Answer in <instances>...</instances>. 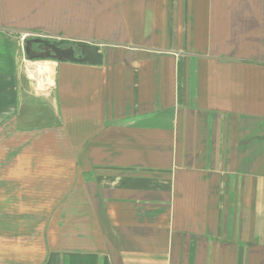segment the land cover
I'll use <instances>...</instances> for the list:
<instances>
[{"label": "crops", "instance_id": "obj_1", "mask_svg": "<svg viewBox=\"0 0 264 264\" xmlns=\"http://www.w3.org/2000/svg\"><path fill=\"white\" fill-rule=\"evenodd\" d=\"M0 264H264V0H0Z\"/></svg>", "mask_w": 264, "mask_h": 264}, {"label": "water", "instance_id": "obj_2", "mask_svg": "<svg viewBox=\"0 0 264 264\" xmlns=\"http://www.w3.org/2000/svg\"><path fill=\"white\" fill-rule=\"evenodd\" d=\"M38 42V39L32 40ZM78 51L73 47H61L52 43L49 50L34 51L30 46V40L25 42V55L29 59H54L72 63H88L99 65L102 62V53L99 46L92 43H79Z\"/></svg>", "mask_w": 264, "mask_h": 264}, {"label": "rangeland", "instance_id": "obj_3", "mask_svg": "<svg viewBox=\"0 0 264 264\" xmlns=\"http://www.w3.org/2000/svg\"><path fill=\"white\" fill-rule=\"evenodd\" d=\"M9 35L10 36H14V37H16L18 39L19 53H20V56H21V60H23V61L26 60L25 42L27 40L38 39L39 44L36 47L41 46V45L50 46L52 43H55L58 46H64V45H61L60 39H54V37H49V36L43 35V34L38 33V32H28L25 35L24 34H19V36L14 35V34H10V33H9ZM78 44L79 43L72 42L70 47H73L76 51H78V48H77ZM23 63H25V61ZM24 69H25V67H24ZM28 69H32V68H30L28 66ZM29 73H31V71ZM30 91H31V88H30ZM50 108H51V104L47 101L46 102V118L50 116L49 115Z\"/></svg>", "mask_w": 264, "mask_h": 264}, {"label": "flooded vegetation", "instance_id": "obj_4", "mask_svg": "<svg viewBox=\"0 0 264 264\" xmlns=\"http://www.w3.org/2000/svg\"><path fill=\"white\" fill-rule=\"evenodd\" d=\"M39 44V42H34L32 40H30V46L31 48L34 50V51H46V50H49V47L48 45H41V46H38L36 47L37 45Z\"/></svg>", "mask_w": 264, "mask_h": 264}, {"label": "trees", "instance_id": "obj_5", "mask_svg": "<svg viewBox=\"0 0 264 264\" xmlns=\"http://www.w3.org/2000/svg\"><path fill=\"white\" fill-rule=\"evenodd\" d=\"M60 42H61V45H64V46H61V47H70L71 44H72L71 42H62V41H60Z\"/></svg>", "mask_w": 264, "mask_h": 264}]
</instances>
